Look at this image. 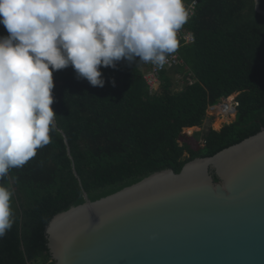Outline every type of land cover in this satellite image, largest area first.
I'll use <instances>...</instances> for the list:
<instances>
[{"label":"trees","instance_id":"trees-1","mask_svg":"<svg viewBox=\"0 0 264 264\" xmlns=\"http://www.w3.org/2000/svg\"><path fill=\"white\" fill-rule=\"evenodd\" d=\"M256 7V0H201L185 24L196 41L180 48L188 69L164 72L156 93L135 66L102 67L104 87L78 79L71 66L54 71L52 108L62 131L22 168L10 169L14 224L0 238V264H55L47 227L56 214L154 172H180L264 128V14ZM8 35L0 24V37ZM235 92L236 120L194 133L202 143L192 147L184 129L202 127L209 107Z\"/></svg>","mask_w":264,"mask_h":264},{"label":"water","instance_id":"water-1","mask_svg":"<svg viewBox=\"0 0 264 264\" xmlns=\"http://www.w3.org/2000/svg\"><path fill=\"white\" fill-rule=\"evenodd\" d=\"M47 239L55 264H264V128L87 198L53 217Z\"/></svg>","mask_w":264,"mask_h":264},{"label":"clouds","instance_id":"clouds-1","mask_svg":"<svg viewBox=\"0 0 264 264\" xmlns=\"http://www.w3.org/2000/svg\"><path fill=\"white\" fill-rule=\"evenodd\" d=\"M190 15L185 0H0L9 33L0 37V238L14 224L10 169L62 131L52 108L54 71L71 66L78 79L104 87L101 68L122 60L163 68Z\"/></svg>","mask_w":264,"mask_h":264},{"label":"built area","instance_id":"built-area-1","mask_svg":"<svg viewBox=\"0 0 264 264\" xmlns=\"http://www.w3.org/2000/svg\"><path fill=\"white\" fill-rule=\"evenodd\" d=\"M200 1L201 0L185 1L186 6H190V11H191L190 19L196 14ZM178 40L180 47V45L183 46L194 43L196 41V37L195 34L184 25V27L178 33ZM132 63H136V65H138V67L143 71L144 79L147 82L148 86L150 87L151 92L154 93L161 89L163 73L173 69L174 67L184 65L185 61L181 53L179 52V48H178V50L174 54L169 55L167 63L164 65L163 68L156 67L150 63L147 64L141 62H132ZM132 63H129L126 60H122L118 62L116 68L113 69H119L123 66ZM188 78L190 83H193L192 82L193 80L191 78V73L189 74ZM237 104L238 101L236 100V97L223 98L218 105L212 106L209 109L211 110L225 109L228 111V113H232L233 111L236 110Z\"/></svg>","mask_w":264,"mask_h":264},{"label":"rangeland","instance_id":"rangeland-1","mask_svg":"<svg viewBox=\"0 0 264 264\" xmlns=\"http://www.w3.org/2000/svg\"><path fill=\"white\" fill-rule=\"evenodd\" d=\"M237 95V94H236ZM234 97V96H232ZM221 112V113H219ZM208 117L205 120V123L202 127H190V128H196L198 129L197 132H202L204 131L207 127L208 129H213V130H220L224 125L229 124L233 121L236 120L237 116L235 113L226 115L222 110L216 109V110H211L209 109L207 112ZM187 135H190L189 137H186V140H189V142L192 144V147L198 148L201 146L202 141L200 140H195L193 138V134L195 129H191L187 132V129L185 130ZM195 135V134H194ZM196 137V135H195Z\"/></svg>","mask_w":264,"mask_h":264},{"label":"crops","instance_id":"crops-1","mask_svg":"<svg viewBox=\"0 0 264 264\" xmlns=\"http://www.w3.org/2000/svg\"><path fill=\"white\" fill-rule=\"evenodd\" d=\"M185 1H188V0H185ZM182 46L180 45V47H179V52H180V48H181ZM181 53V52H180ZM129 66H135V67H137L140 71H141V73H142V76H143V71L138 67V65H136V63H132V64H128V65H126V66H123V67H121V68H119V69H122V68H125V67H129ZM181 66H184L185 67V70H187L188 69V66L186 65V64H184V65H181ZM112 68V67H111ZM113 69V68H112ZM119 69H113V70H119ZM143 78H144V76H143ZM182 78V74L181 73H179V72H176V73H174V75H173V79H174V82L177 84V81L178 80H180ZM145 80V79H144ZM146 82V81H145ZM147 83V82H146ZM191 84V83H190ZM148 85V84H147ZM149 89H150V87H149ZM176 89H182V86H177L176 87ZM160 91V90H159ZM150 92H151V90H150ZM151 93H153V92H151ZM154 93H156V92H154ZM239 94V93H238ZM210 108V107H209ZM209 110V109H208ZM187 128H185L184 129V131L186 130ZM186 132V131H185Z\"/></svg>","mask_w":264,"mask_h":264},{"label":"bare ground","instance_id":"bare-ground-1","mask_svg":"<svg viewBox=\"0 0 264 264\" xmlns=\"http://www.w3.org/2000/svg\"><path fill=\"white\" fill-rule=\"evenodd\" d=\"M239 104V103H238ZM238 104H237V106H238ZM226 115H229V114H233V113H235V114H237V107H236V110L235 111H233L232 113H228V111L227 110H225V109H221ZM219 113H221V112H219ZM222 114V113H221Z\"/></svg>","mask_w":264,"mask_h":264},{"label":"flooded vegetation","instance_id":"flooded-vegetation-1","mask_svg":"<svg viewBox=\"0 0 264 264\" xmlns=\"http://www.w3.org/2000/svg\"><path fill=\"white\" fill-rule=\"evenodd\" d=\"M191 129H195L194 133H197V130H198V129H196V128H188V129H187V132H188L189 130H191Z\"/></svg>","mask_w":264,"mask_h":264}]
</instances>
